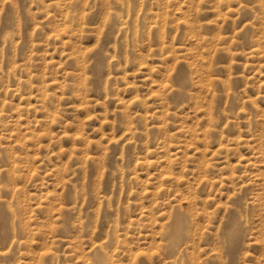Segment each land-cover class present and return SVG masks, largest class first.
Segmentation results:
<instances>
[{
	"label": "rangeland",
	"instance_id": "rangeland-1",
	"mask_svg": "<svg viewBox=\"0 0 264 264\" xmlns=\"http://www.w3.org/2000/svg\"><path fill=\"white\" fill-rule=\"evenodd\" d=\"M0 264H264V0H0Z\"/></svg>",
	"mask_w": 264,
	"mask_h": 264
},
{
	"label": "bare ground",
	"instance_id": "bare-ground-1",
	"mask_svg": "<svg viewBox=\"0 0 264 264\" xmlns=\"http://www.w3.org/2000/svg\"><path fill=\"white\" fill-rule=\"evenodd\" d=\"M178 217H179V216H178ZM176 219H177V218H176ZM175 226H177V225H176V220H175ZM173 227H174V226H173ZM176 229H177V227H176ZM171 230H173V229H171ZM177 231H178V230H177ZM177 231H176V232H177ZM174 232H175V231H174Z\"/></svg>",
	"mask_w": 264,
	"mask_h": 264
}]
</instances>
